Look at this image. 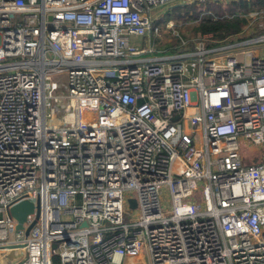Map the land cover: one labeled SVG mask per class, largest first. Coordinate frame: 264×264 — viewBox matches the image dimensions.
<instances>
[{"label": "built area", "instance_id": "2783aa9c", "mask_svg": "<svg viewBox=\"0 0 264 264\" xmlns=\"http://www.w3.org/2000/svg\"><path fill=\"white\" fill-rule=\"evenodd\" d=\"M176 1L206 0H0L14 264H264V10L233 40L169 18L170 43L152 9Z\"/></svg>", "mask_w": 264, "mask_h": 264}, {"label": "trees", "instance_id": "16d2710c", "mask_svg": "<svg viewBox=\"0 0 264 264\" xmlns=\"http://www.w3.org/2000/svg\"><path fill=\"white\" fill-rule=\"evenodd\" d=\"M262 10L264 0H206L174 4L168 13L173 15L170 19H174L175 26L179 27L178 24L186 23L187 32L180 30L186 39L200 32L210 33L216 39L233 40L247 35L241 32L249 22V14ZM261 19L264 17L255 20L254 28H257V23ZM159 23L162 25L161 21ZM250 33H253V30Z\"/></svg>", "mask_w": 264, "mask_h": 264}, {"label": "water", "instance_id": "95a60500", "mask_svg": "<svg viewBox=\"0 0 264 264\" xmlns=\"http://www.w3.org/2000/svg\"><path fill=\"white\" fill-rule=\"evenodd\" d=\"M177 117V116H176ZM175 117V118H176ZM131 207H135L136 201L134 198L129 199ZM36 208V217L39 213V204H34L29 200H22L10 207V214L17 220V228H22V223L24 222L26 215L31 213ZM36 219V218H35ZM35 219L31 225L35 222ZM30 228V226H29ZM29 228H27L26 233ZM22 256V251L18 246L12 247L8 251H0V264H14Z\"/></svg>", "mask_w": 264, "mask_h": 264}, {"label": "rangeland", "instance_id": "374dc122", "mask_svg": "<svg viewBox=\"0 0 264 264\" xmlns=\"http://www.w3.org/2000/svg\"><path fill=\"white\" fill-rule=\"evenodd\" d=\"M227 1V0H226ZM180 2H178V1H176V2H174V3H168V4H165L164 6H156V7H154L153 9H152V14H153V16L157 19V22L159 23V21H161L162 22V27H163V30H164V35H165V39H164V41H169L170 43H177L178 41H179V39L177 38V37H174V35L173 34H171V29H166V27H165V23H166V21L169 19V18H172L173 17V15H170V13H168L169 12V10H170V8L174 5V4H179ZM182 11V10H181ZM159 20V21H158ZM173 21H174V19H173ZM260 22L262 23V24H264V19H261L260 20ZM259 22V23H260ZM174 23H175V21H174ZM258 23V24H259ZM179 25V27H177V25L175 26V29L177 30V31H179L180 32V30L182 29V30H184V31H186L187 32V28H185L186 27V23H180V24H178ZM199 33H196V36L198 35ZM180 35L182 36V37H184L182 34H181V32H180ZM195 36V35H194ZM132 41H134V43L135 44H138L139 42H138V40H137V38L136 37H133L132 38ZM245 143H247V141L246 140H244L243 142H241V149L244 151L245 150V148H247L246 150H248V149H250L251 147H246V144ZM255 151H259V149H255ZM168 207H169V204H167V206L164 208L165 210H167L168 209ZM128 211H129V214L127 215V217L128 218H130V217H134L135 215L133 214V211L132 210H130V209H128Z\"/></svg>", "mask_w": 264, "mask_h": 264}, {"label": "crops", "instance_id": "0c3cea01", "mask_svg": "<svg viewBox=\"0 0 264 264\" xmlns=\"http://www.w3.org/2000/svg\"><path fill=\"white\" fill-rule=\"evenodd\" d=\"M244 152H245V150L244 151L242 150V153H243L244 157L250 159V157L246 154V152L245 153ZM260 158H261V155H258L257 157H255L256 160H258Z\"/></svg>", "mask_w": 264, "mask_h": 264}, {"label": "bare ground", "instance_id": "6f19581e", "mask_svg": "<svg viewBox=\"0 0 264 264\" xmlns=\"http://www.w3.org/2000/svg\"><path fill=\"white\" fill-rule=\"evenodd\" d=\"M249 147V146H248ZM257 149H259V151L261 150V147L259 146V147H257Z\"/></svg>", "mask_w": 264, "mask_h": 264}]
</instances>
